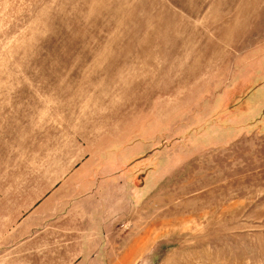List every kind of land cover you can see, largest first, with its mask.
Returning <instances> with one entry per match:
<instances>
[{"label":"rangeland","instance_id":"rangeland-1","mask_svg":"<svg viewBox=\"0 0 264 264\" xmlns=\"http://www.w3.org/2000/svg\"><path fill=\"white\" fill-rule=\"evenodd\" d=\"M0 264H264V0H0Z\"/></svg>","mask_w":264,"mask_h":264}]
</instances>
